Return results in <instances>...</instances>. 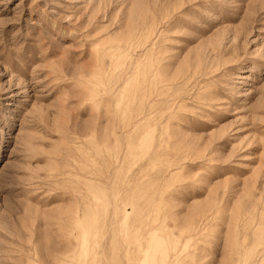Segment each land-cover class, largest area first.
Here are the masks:
<instances>
[{
    "label": "rangeland",
    "instance_id": "rangeland-1",
    "mask_svg": "<svg viewBox=\"0 0 264 264\" xmlns=\"http://www.w3.org/2000/svg\"><path fill=\"white\" fill-rule=\"evenodd\" d=\"M0 264H264V0H0Z\"/></svg>",
    "mask_w": 264,
    "mask_h": 264
}]
</instances>
